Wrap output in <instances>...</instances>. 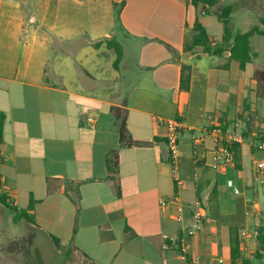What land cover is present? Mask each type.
<instances>
[{
  "label": "crops",
  "instance_id": "1",
  "mask_svg": "<svg viewBox=\"0 0 264 264\" xmlns=\"http://www.w3.org/2000/svg\"><path fill=\"white\" fill-rule=\"evenodd\" d=\"M172 1L178 6L170 0H0V197L19 211L34 202L29 230L56 249L58 239L84 264H189L179 240L191 264H231L234 228L239 238L247 234L242 252L258 248L263 217L253 193L264 195L255 166L264 159V89L257 97L256 55L241 69L224 33L215 39L201 21L205 12L199 20L211 50H226L187 52L196 12ZM114 5L121 6L120 28ZM112 40L122 46L118 62L107 47ZM113 108L126 111L132 139L149 145L121 148ZM168 120L184 125L182 187L170 162ZM217 126L237 128L243 138L234 166L214 168L211 137L201 142L204 159H196L193 136ZM113 150L120 195L108 178ZM230 181L242 195L228 191ZM247 198L259 203L258 212ZM5 210L12 211L0 205V218Z\"/></svg>",
  "mask_w": 264,
  "mask_h": 264
},
{
  "label": "rangeland",
  "instance_id": "2",
  "mask_svg": "<svg viewBox=\"0 0 264 264\" xmlns=\"http://www.w3.org/2000/svg\"><path fill=\"white\" fill-rule=\"evenodd\" d=\"M175 6L177 3L170 0ZM186 3V0H181ZM212 4H201V12H205L206 16L201 17V21L207 24L210 34L220 40L223 33L232 36L238 33L247 32L255 27L264 31V0H213ZM192 7L191 0H187ZM178 6V4L176 5ZM231 6L233 12L227 19L226 23L220 21V14L224 8ZM114 15L117 16L118 8L121 6H113ZM117 20V19H116ZM120 28V27H119ZM193 30L189 34L191 42ZM252 50L256 63V95L260 94L264 89V36L255 35L252 39ZM253 68L250 67L245 76L251 75ZM261 86V87H260ZM256 99L258 100V98ZM259 117L264 124V99L259 104ZM248 167H251L249 162ZM260 184V181H258ZM253 198L258 200L261 205V226H264V195L260 196L253 193ZM6 211V210H5ZM13 211H6V216L0 218V264H84L74 254L67 256L66 251L56 249L51 245L48 239L41 237L29 230L26 221L15 224L16 214ZM259 247V243L257 242ZM243 255L251 260L252 264H264V247L261 250V259L256 258V252H248L245 250Z\"/></svg>",
  "mask_w": 264,
  "mask_h": 264
},
{
  "label": "trees",
  "instance_id": "3",
  "mask_svg": "<svg viewBox=\"0 0 264 264\" xmlns=\"http://www.w3.org/2000/svg\"><path fill=\"white\" fill-rule=\"evenodd\" d=\"M191 5L196 12V19L193 25V36L191 42L185 44V50L187 52L193 51L195 48H202L205 53H212L214 55L221 54L226 49H219V50H211L210 48V37L206 29L201 24L199 17L201 16V4H212L214 3L213 0H191ZM187 6L190 5L187 2ZM233 12V8L231 6L224 8L222 13L220 14V19L223 23L227 22V19L231 16ZM119 11H117V27H120V16ZM264 22V20H263ZM255 35L264 36V31L255 27L246 33H238L232 36L229 33L225 35V44L229 47V51L231 53V60H236L240 63L241 69H244L249 63L253 61V50H252V39ZM107 47L109 49H113L117 54V62L120 61L122 57V46L119 42L112 40L107 42ZM184 70H188L187 67ZM190 82L189 76L186 74L183 76L182 79V86L183 88H187ZM113 115L115 117V122L120 134V143L121 148H132V147H143L149 144L138 142L132 139L130 136L127 126H126V111L121 108H113L112 109ZM261 141L264 142V134L261 135ZM240 149V144H235L232 148L235 156L237 157L238 152ZM237 154V155H236ZM236 161V158H235ZM107 169H108V178L115 184L117 195L121 194V187L119 184V152L118 150L111 151L107 156ZM0 205L4 206L5 208L11 209L17 216L15 217V222L18 223L19 221L25 220L28 223H34L33 216L30 215V211H32L34 207V202L29 206L28 210H21L19 211L16 207L10 206L7 204L6 199L0 197ZM257 242L259 243V247L255 250L256 258L261 259V250L264 247V226L258 225L257 226ZM55 245L57 248L62 249L60 241L56 238H53ZM243 239L239 238V232L237 228L233 229L232 232V241H231V264H252L251 260H248L241 251V245L243 244ZM178 245V250L180 254L183 255V249L181 240L176 242ZM63 250V249H62ZM67 256H70V252H66ZM187 263L191 264V257L189 254H186Z\"/></svg>",
  "mask_w": 264,
  "mask_h": 264
},
{
  "label": "built area",
  "instance_id": "4",
  "mask_svg": "<svg viewBox=\"0 0 264 264\" xmlns=\"http://www.w3.org/2000/svg\"><path fill=\"white\" fill-rule=\"evenodd\" d=\"M166 126L168 128V134H167V145L169 148L170 153V162L174 168V175L175 180L178 184V186L182 187L184 182L179 177V162L181 157V134L184 129V125L182 122L178 120H168L166 121ZM236 127L239 128V125L236 124ZM236 128V129H237ZM235 130L231 131H223L218 126L215 127L212 131H209L206 133V135L203 137H197L193 136V146H194V154L196 156L197 161H200V159H204V153L201 152V142L206 137H211L214 139V143L216 145L215 150V161H214V168L219 169L221 167H228V166H234L235 165V155L232 150L233 146L235 144H239L243 141V138L241 135H239L238 132ZM256 166V174L259 178V181L262 185H264V159L262 160H256L255 161ZM228 191L231 192L234 195H242L243 190H241L239 187L236 186V184L233 181H230L228 183ZM246 202L253 207L254 210L257 212L260 210V205L257 201H253L252 199L247 198ZM181 211V208L178 209ZM179 220H181V217H179ZM256 235L258 233L256 232ZM247 234H242V239L245 242L246 241ZM243 242V244H244ZM183 249V255L182 258L184 260H187L186 257V246L184 244L182 245ZM220 264H223V260H219ZM213 264V263H210Z\"/></svg>",
  "mask_w": 264,
  "mask_h": 264
}]
</instances>
